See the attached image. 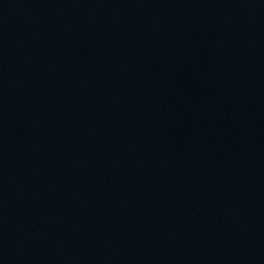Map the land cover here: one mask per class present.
I'll list each match as a JSON object with an SVG mask.
<instances>
[{
    "label": "water",
    "instance_id": "1",
    "mask_svg": "<svg viewBox=\"0 0 264 264\" xmlns=\"http://www.w3.org/2000/svg\"><path fill=\"white\" fill-rule=\"evenodd\" d=\"M0 264H264V0H0Z\"/></svg>",
    "mask_w": 264,
    "mask_h": 264
}]
</instances>
